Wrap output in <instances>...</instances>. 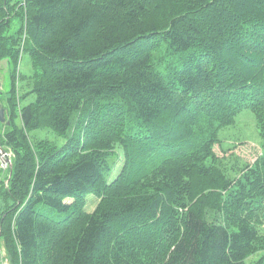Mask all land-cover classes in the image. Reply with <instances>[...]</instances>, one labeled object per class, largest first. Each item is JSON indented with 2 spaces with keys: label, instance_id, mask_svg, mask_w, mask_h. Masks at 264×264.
I'll return each instance as SVG.
<instances>
[{
  "label": "trees",
  "instance_id": "16d2710c",
  "mask_svg": "<svg viewBox=\"0 0 264 264\" xmlns=\"http://www.w3.org/2000/svg\"><path fill=\"white\" fill-rule=\"evenodd\" d=\"M5 57L8 264H264V149L214 150L245 108L264 140V0H0ZM42 127L63 145L32 142Z\"/></svg>",
  "mask_w": 264,
  "mask_h": 264
},
{
  "label": "rangeland",
  "instance_id": "374dc122",
  "mask_svg": "<svg viewBox=\"0 0 264 264\" xmlns=\"http://www.w3.org/2000/svg\"><path fill=\"white\" fill-rule=\"evenodd\" d=\"M20 0H9V3L18 2ZM21 25L19 15L11 16V23L8 29L9 33H14ZM18 80H17V97L19 104L24 106L35 99L34 93L30 92L28 77L31 76L33 69L30 56L23 52L18 62ZM14 66L7 57L0 59V104L5 108L9 106L7 98L10 96L12 86L11 71ZM15 124L20 122L18 117L14 118ZM6 125L0 123V140L3 141V131ZM30 139L32 142L39 140H48L57 146H62L65 142V137L55 130L48 127L37 128L30 131ZM219 144L215 145L214 150L218 155L229 153L231 150L238 155L241 162L252 163L261 151L264 149V140L258 133L255 116L249 108L241 110L235 117L233 124L223 127L218 131ZM232 162V161H230ZM8 171L0 167V182L5 179ZM116 175L113 172L112 178ZM72 199H66L70 202ZM97 199L93 195L87 196V209L91 211L95 206ZM41 208L47 216L55 220H61L66 216L65 211H58L52 207L42 205ZM261 253L252 255L246 260V264H251L256 260ZM0 264H8L5 259V253L0 243Z\"/></svg>",
  "mask_w": 264,
  "mask_h": 264
},
{
  "label": "built area",
  "instance_id": "2783aa9c",
  "mask_svg": "<svg viewBox=\"0 0 264 264\" xmlns=\"http://www.w3.org/2000/svg\"><path fill=\"white\" fill-rule=\"evenodd\" d=\"M12 153L10 150H2L0 148V167L7 169L10 162L12 161Z\"/></svg>",
  "mask_w": 264,
  "mask_h": 264
},
{
  "label": "water",
  "instance_id": "95a60500",
  "mask_svg": "<svg viewBox=\"0 0 264 264\" xmlns=\"http://www.w3.org/2000/svg\"><path fill=\"white\" fill-rule=\"evenodd\" d=\"M0 123H4L6 125L10 124V120L8 119V114L6 108L0 104ZM12 173V164L9 165V177ZM9 178L5 181L8 182Z\"/></svg>",
  "mask_w": 264,
  "mask_h": 264
}]
</instances>
